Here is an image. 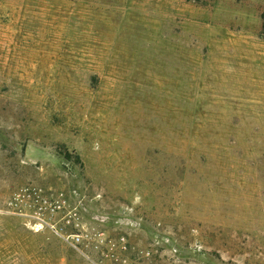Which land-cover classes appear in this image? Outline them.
Returning <instances> with one entry per match:
<instances>
[{
  "label": "rangeland",
  "instance_id": "374dc122",
  "mask_svg": "<svg viewBox=\"0 0 264 264\" xmlns=\"http://www.w3.org/2000/svg\"><path fill=\"white\" fill-rule=\"evenodd\" d=\"M0 264H264V0H0Z\"/></svg>",
  "mask_w": 264,
  "mask_h": 264
}]
</instances>
